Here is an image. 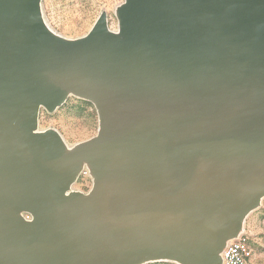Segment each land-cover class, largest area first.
Returning a JSON list of instances; mask_svg holds the SVG:
<instances>
[{
    "label": "water",
    "instance_id": "95a60500",
    "mask_svg": "<svg viewBox=\"0 0 264 264\" xmlns=\"http://www.w3.org/2000/svg\"><path fill=\"white\" fill-rule=\"evenodd\" d=\"M39 3L0 0V264H220L264 197V0H125L73 41ZM69 96L72 149L36 131Z\"/></svg>",
    "mask_w": 264,
    "mask_h": 264
},
{
    "label": "rangeland",
    "instance_id": "374dc122",
    "mask_svg": "<svg viewBox=\"0 0 264 264\" xmlns=\"http://www.w3.org/2000/svg\"><path fill=\"white\" fill-rule=\"evenodd\" d=\"M125 0H40L39 12L43 25L57 37L67 41L83 38L100 16L104 15L110 31H118L116 10ZM98 115L93 104L69 96L64 104L53 112L41 108L38 114L37 132H56L68 149L96 135ZM92 183L81 176L72 191L87 194ZM247 236L252 256L249 264H264V197L248 213L242 222L240 234ZM144 264H177L152 261Z\"/></svg>",
    "mask_w": 264,
    "mask_h": 264
},
{
    "label": "built area",
    "instance_id": "2783aa9c",
    "mask_svg": "<svg viewBox=\"0 0 264 264\" xmlns=\"http://www.w3.org/2000/svg\"><path fill=\"white\" fill-rule=\"evenodd\" d=\"M87 176L92 183L89 171L84 168L79 177ZM252 256V249L250 247L247 236L241 233L237 238L229 241L221 253L220 264H249Z\"/></svg>",
    "mask_w": 264,
    "mask_h": 264
},
{
    "label": "bare ground",
    "instance_id": "6f19581e",
    "mask_svg": "<svg viewBox=\"0 0 264 264\" xmlns=\"http://www.w3.org/2000/svg\"><path fill=\"white\" fill-rule=\"evenodd\" d=\"M118 24V23H117ZM50 32L51 35H55L52 31L48 30ZM113 32V31H112ZM118 31H116L115 33H117ZM69 148V147H68Z\"/></svg>",
    "mask_w": 264,
    "mask_h": 264
}]
</instances>
